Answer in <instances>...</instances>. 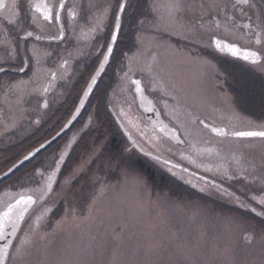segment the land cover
I'll return each mask as SVG.
<instances>
[{"label":"snow or ice","instance_id":"1","mask_svg":"<svg viewBox=\"0 0 264 264\" xmlns=\"http://www.w3.org/2000/svg\"><path fill=\"white\" fill-rule=\"evenodd\" d=\"M129 6L130 0H114V4L89 19L83 4L78 13L77 5L69 4L68 0H11L10 3L0 0L3 18L0 33L4 35L0 40V74L10 71L13 64L18 72L32 73L26 80L10 81L3 86L5 100L15 98L10 101V109L15 113L14 126L17 119L29 118L39 128L55 100L65 95L59 88L71 83L75 75L69 71L72 63L78 65L85 55L96 57L75 102L57 121L62 126L58 130L53 126L54 135L38 141V146L17 156L6 171H0V183L10 180L22 166L75 126L89 107L90 99L100 91L107 69L119 52L124 59L119 74L120 91L134 90L133 100L138 96L144 111L157 116L160 112L156 105L162 102L178 127L159 120L153 123L152 131L158 128L159 133L175 141L181 159L219 178V182L205 181L199 191H208V195L214 192L238 209L260 217V223L252 225L235 217H222L210 242L209 229L204 225L189 238L183 229L167 220L154 225L141 223L149 211L141 202L133 212L127 213L128 219L113 227V215L124 214L117 195L119 184L98 176L87 198L79 203L65 198L63 215L49 231L45 225L55 212L54 197L71 192L81 171L77 168L59 182L62 168L80 138V133H74L53 153L50 162L32 168L26 183L18 181L4 192L7 199L0 207V264H257V253L258 264H264V210L257 211L251 203L264 209V117L257 121L234 110L225 116L214 103L217 99L227 103L226 93L212 96L201 87L189 94L172 71L176 63L192 68L214 67L209 59L214 54H230L264 70V0H154L150 5L151 36L146 38L141 31L136 37L138 47L131 54L120 49ZM69 21L76 22L72 28L74 37L79 32L90 41L87 53L82 47L76 56L68 47L63 52L38 47L44 42L73 43L68 38ZM137 23L143 29L146 22L139 19ZM46 64L53 66L46 68ZM216 78L222 79L220 73H216ZM216 90L222 92L223 86L217 84ZM168 96L174 101L171 108L164 99ZM25 103L29 107H24ZM197 107L201 113L194 111ZM112 111L119 128L131 142L125 152L139 149L166 166L173 176L185 180L183 173H188L187 168L169 167L168 160L145 150L133 138L130 127L141 135L144 132L129 118L130 103L127 110L114 105ZM95 119V113H90L83 128L95 126ZM147 139L156 148V142L163 136ZM101 155L102 148L96 151L94 159ZM122 163L117 161V169ZM103 167L101 164V171ZM124 174L127 176L126 169ZM233 182L249 189L257 186L259 195L245 199L232 190ZM186 183L197 187L191 179ZM11 188L18 190L13 192ZM202 216V210L197 207L191 211L190 219L198 221ZM63 234L77 238L55 248L54 239Z\"/></svg>","mask_w":264,"mask_h":264},{"label":"rangeland","instance_id":"2","mask_svg":"<svg viewBox=\"0 0 264 264\" xmlns=\"http://www.w3.org/2000/svg\"><path fill=\"white\" fill-rule=\"evenodd\" d=\"M140 2L142 5L139 7ZM143 3L144 1L142 0H135V13L136 16H138L136 17V20L144 19L146 22L143 29H139V27L137 28L136 35H140L141 31H143V35L146 38H150L153 13L149 8L148 14V12L144 10ZM130 28L131 26H125L122 38L123 42H121L120 45L124 47L126 45L125 42H129L130 45L128 46V49H131L130 39L128 40L127 38ZM123 43L125 45H123ZM137 47L138 45L135 41L134 46H132L131 53L135 51ZM146 47H150V45H146ZM120 49L121 51L123 50L122 48ZM214 57H209V59L212 60L214 67L192 68L180 63L174 64L172 66V71L175 74V79L182 83L183 87L189 94L194 93L201 87L212 96L219 97L226 93L227 103H225L222 99H217L214 103V107L220 108L221 112L225 116L228 115L230 110H234L241 116H246L259 121L262 117H264V70L255 66L254 70L246 68L251 70L246 71L243 70L244 67L240 65L223 61L225 58L222 60L221 58H218L217 55H214ZM119 58L122 59V56L118 52L116 61ZM217 72L220 73L222 79L217 80ZM110 74L109 78H105L103 80L100 85V91L95 93L93 100L86 109L84 114V117H86L76 124L74 129L70 132L71 134H69V136L64 135L62 138L58 139L57 142L52 144L54 145V151L53 148H51V145V149L47 151L48 156L47 154H43V151L38 155V157L40 156L38 164L44 161L50 162V158L53 153L64 145L74 133H80L78 143L73 146L69 158L62 168L59 182H62L63 178L71 175L75 169L81 168V171L75 177L71 192L65 191L54 197L55 212L51 215L45 227H47L50 231L51 227L54 226L55 220L63 215V211L66 206L65 198L67 200H72L75 203H79L83 199L87 198L93 190V184L98 176L106 177L108 182L111 184H119L117 195L121 201L120 206L124 210V214L113 215V227H117L122 221L128 219L129 217L127 213L133 212L136 206L141 202L149 209L148 213L142 217L141 223L154 225L161 224L162 220H167L177 228L183 229L184 234L189 238L196 234L199 226L204 225L209 229V238L211 242V238L217 233L219 220L222 217H235L237 221H244L245 223L250 224V221H247L238 214L234 213L235 211H231L232 209L229 208L230 205L226 202V199L221 197L219 198L214 192L212 195H208V191L206 192V197L215 200L210 203V201H206L204 198L200 196L198 197L196 194L177 186L178 184L174 181L167 179L166 184H164L165 186H160L152 183L148 179L144 171L140 170L137 166V161L139 162L138 158L139 156H142V154L137 150H132L131 152L124 151L125 147L129 146V143L127 141H120L119 130L114 128L113 122L107 114V103H112L113 106L124 107L127 110V101L125 97L126 92H121L120 87L110 90V98L106 96L110 86L112 87L114 84V78H112L111 70ZM106 84L111 85L108 88ZM217 84L223 86L222 92H217ZM116 85L117 82L115 83V86ZM72 92L75 94L77 91L72 90ZM167 101L169 103V108H171L174 105V101L172 100L171 102L168 98ZM10 110V104L7 103V113H5V119L8 120V122H12L11 116L15 115V113L12 110L11 113ZM189 111H193V109L190 108ZM194 111L201 113V109L199 107L194 109ZM137 112V108L131 105V111L129 114L132 116L134 122L138 123L140 129L144 132V135H141L135 130V134L138 141L144 148H146V150L169 157L179 163H182L183 165L196 169L186 160L181 159V154L175 146V143L173 144L167 142L165 139H159L156 142L157 147L153 148L152 145L148 143L147 137L160 135L157 132L151 131V129L144 123L142 116L139 115L140 117H138L136 114ZM165 112L172 116L169 109H165ZM90 113H95L96 115L95 126H89L85 129L83 128V125L87 122V118ZM177 115H179V113H177ZM55 126L58 128L60 125L56 124ZM42 140L43 139H39V141ZM19 141L20 139L16 135L11 140V144H13V146L11 145V147L5 152H0V171H6L7 168L15 162L17 152L29 149L31 144H25L21 147ZM101 148L102 155L99 158L94 159L96 151ZM12 157L13 160L11 161L10 159ZM93 160L94 162H90ZM109 161H111V164H109ZM117 161L123 162L119 169H117L116 166ZM27 164H31V162L22 166L10 180H5L3 183H0V207H2L6 202L7 198L4 197V192L9 190V187L17 184L18 181L25 183L27 180L28 172L25 171ZM101 164L104 165L102 171ZM159 165L164 166L161 163ZM125 169L127 170V176L124 174ZM175 170L179 171L177 169ZM197 170L203 172V174H206L209 177L218 178L214 177L211 173L204 172L202 169ZM183 174L185 175L184 181L175 176L173 177L184 183H186L187 179H191L192 182H196V185H199L200 187L205 186V183L200 178L195 177L190 173ZM138 179L140 181L139 184L137 183ZM6 184L10 185L6 186ZM237 184L238 183H233L232 187H236ZM11 190L15 192L18 188H11ZM237 192L240 191L237 190ZM216 202H224L225 204L223 207H217ZM197 207L203 212V216L198 221L190 219L191 211ZM234 210L237 209L234 208ZM83 231H86V229H83ZM76 238V236L70 238L67 234L60 235L54 239L53 246L55 248H61L68 243L73 242ZM258 257L259 253H257V264Z\"/></svg>","mask_w":264,"mask_h":264},{"label":"flooded vegetation","instance_id":"3","mask_svg":"<svg viewBox=\"0 0 264 264\" xmlns=\"http://www.w3.org/2000/svg\"><path fill=\"white\" fill-rule=\"evenodd\" d=\"M142 1H144V3H143L144 4L143 5L144 10L147 11L149 14V8H150V5L153 2V0H142ZM8 2L10 3L11 0H8ZM68 3L69 4H76L78 13L80 12L79 6L81 4H83L85 13L88 15L89 19H91V17L96 15L99 10L105 8L109 4H114V0H107V1L106 0H68ZM141 5H142V3L140 2L139 7ZM134 6H135V0H130V6L128 8V14H127V17H126V20L124 23V29H125V26L126 27L131 26V28L129 29V35H127L128 40L130 39V42H131V49H132V46H134V44H135L136 37H137V35H136L137 34V28L139 27L138 23H137V21L139 19L136 20V17H138V16H136ZM2 25H3V18L0 17V26H2ZM68 25H69L68 38L70 41H73V43H70V44L61 43L58 45L56 42H53L51 44L44 42V43L39 44L38 47L41 49H45V50H47L48 48H51L52 50H59L61 52H63V49L65 47H68L69 50L73 51L74 56L77 55V50L82 47L83 51L85 53H87L90 50V48H89L90 41L88 40L87 36L82 35L79 32H77L75 37H74L73 33H72V28H74L76 26V22L69 21ZM80 26L81 27L83 26V21H80ZM124 29H123V32H124ZM86 31H87V29H85V32ZM3 39H4V35L2 33H0V40H3ZM125 44L123 43V45H125L124 47L120 46V48L123 49L122 52H128L129 54H131V49L130 48L128 49V46L130 45V43L125 42ZM22 47H23V45H22ZM0 55H2V53H0ZM219 55L228 56L225 54H219ZM228 57H230V56H228ZM228 57H226V58L228 59ZM231 58L232 57H230L229 59L231 60ZM95 60H96L95 55H85L84 57L80 58L78 65L76 63H72L69 71L75 72V75L72 77L71 83H68L66 85V87H64V88H59V91L64 92L65 95L58 97L55 100V102L52 104L51 111L48 112L47 119L41 124V126L39 128H36L34 125H32L30 123L29 118L17 119L15 126L13 125L12 122H8V120L5 119V113H7V103L10 104V101H14L15 98L9 97V100L6 101L4 91H3V86L6 85L10 81L16 82V81L21 80V79L26 80L32 75V73L31 72H27V73L18 72L15 70L16 65L13 64L11 66L10 71H8L6 74H0V152H5V151H7V149H9L11 147V145L13 146V144H11V140L16 135L20 139L19 144L21 147L25 144H31L29 149H31L33 146H38L39 139H44L45 137L50 138L52 135H54L55 133L51 131V128L57 124V121L59 120V118L64 116L66 114V112L68 111V109H70L72 104L75 102L76 94L84 86V81L87 78V71L92 69V66L95 63ZM234 60L237 61L238 63H240V62L244 63L245 66H248V67L250 66V69H252V70H254V68H255V66L251 65L249 62L244 61L241 58H234ZM122 63H124L123 57H122V59L119 58L117 61L116 60L113 61L112 64L108 67V70L106 72L107 77L105 74V78H109L111 75L110 74V70H111L112 71V78H114V84L112 87L110 86L111 84H109V85L106 84L108 86V88L110 86L109 90L106 88L108 90L107 95H106L108 98H110V94H109V93H111L110 90L113 88L119 87L118 86L119 85V74L121 72ZM16 64H19V60L16 61ZM52 66H53L52 64H46L45 65L46 68L52 67ZM247 71H250V70L247 69ZM260 72H262V71H260ZM116 82H117V85L115 86ZM41 83H43V79L41 80ZM58 87H59V85H58ZM72 90H75L77 92L75 94H73ZM125 92H126L125 97H126L127 103H130L131 105L136 107L138 111H140L138 96H136L135 100H133L134 90L125 91ZM93 98H94V96L90 99V103L93 100ZM167 98L169 100H171V102H172L171 96L164 97V99H166V100H167ZM27 99H28V97H25V100H27ZM34 103H35V101H33V104ZM105 104H106V100H105ZM105 104H104V106H105ZM107 105H108V107H107L108 113L107 114H108L110 120L113 122L114 128L116 130L117 129L119 130L120 141L121 142L127 141L129 143V147H130L131 142L128 140V135L125 133V131L123 129L119 128V122L117 121L116 116H115L114 112L112 111V108H113L112 103H107ZM157 105L162 109L163 114L166 117V119L172 125H177V127H178L177 121L173 120L172 116H170L169 113L165 112V108L163 107V103L162 102L157 103ZM24 107L27 108V107H29V105L27 103H25ZM10 112L12 113L11 110H10ZM85 112H86V110L82 113V116L75 123V126L77 123L82 121L83 118L86 117V116L84 117ZM136 114L138 115V117H140L139 112H137ZM14 116H11L12 121L15 118ZM129 118L133 120V118H132V116H130V114H129ZM133 122H134V120H133ZM60 126H62V125H60ZM74 127L70 131H68L65 134V136H69V134H71L70 132L74 129ZM58 128H57V130H58ZM179 130L182 131V129H179ZM130 131H131V134L136 139H138L136 134H135V129L130 127ZM163 139H165L167 142L173 143L167 137L163 136ZM53 146L54 145H52L51 148H53V151H54ZM17 147H18V145H17ZM51 148L49 147V148H47V150H43V154L46 155L47 151L50 150ZM134 150H136V149H133V151ZM26 151L17 152L16 156H20L22 153H26ZM47 156H48V154H47ZM10 160L12 161L13 157ZM39 161H40V156L39 157L37 156L31 162V164H27L25 171L29 173L32 170V168L39 163ZM159 164L160 163H158V165ZM170 165L172 166L173 164H170ZM170 165H168V166L170 167ZM159 166L162 167L164 170L168 171V168L166 166H161V165H159ZM177 170H179V169H177ZM197 172H198V170H197ZM200 172L201 171H199V173ZM188 173H190V172H188ZM21 174H23V173H21ZM190 174L194 175L195 177H198L193 173H190ZM217 181L219 182V180H217ZM26 182H27V180L25 181V183ZM203 182L205 183V181H203ZM233 183H237V182H233ZM192 184H196V182H192ZM239 184L240 183H238L236 187H232V190L236 191V192H237V190H239L240 192H237V194L241 195L245 199H247L251 195H259V192L257 191V186H253L251 189H249V188H244V186L242 184H240V185ZM8 185H10V184H6V186H8ZM197 188H200V186L197 185ZM241 189H243V191H241ZM226 202L229 203V205H230L229 208L232 209L231 211H235L234 213L238 214L239 216L246 219L247 221H250L251 222L250 224L258 225L260 223V217L256 216L254 213L244 212L243 210L238 209L234 204L228 202L227 200H226ZM210 203H212V202H210ZM251 203H253V206H255L257 208V211L264 210L259 205H256L254 202H251ZM223 204H225V203L223 202ZM233 207L236 208L237 210H234Z\"/></svg>","mask_w":264,"mask_h":264},{"label":"trees","instance_id":"4","mask_svg":"<svg viewBox=\"0 0 264 264\" xmlns=\"http://www.w3.org/2000/svg\"><path fill=\"white\" fill-rule=\"evenodd\" d=\"M105 79V76L103 80ZM106 93V91H105ZM257 95V94H256ZM255 96V95H254ZM257 97V96H256ZM255 99V98H254ZM108 112V111H107ZM138 168L142 171H144L145 175L148 177V179L154 183L158 184L160 186H165L166 180L174 181L176 182L181 188L185 189L186 191H189L191 193L196 194L198 197L204 198L206 201H214L213 199H209V197H206L205 194L200 193L195 188L189 186L188 184L176 179L173 177L169 172L165 171L162 167H160L155 161H153L150 157L142 155L138 158ZM217 203V202H216ZM217 207H223V204L218 202L216 204Z\"/></svg>","mask_w":264,"mask_h":264},{"label":"water","instance_id":"5","mask_svg":"<svg viewBox=\"0 0 264 264\" xmlns=\"http://www.w3.org/2000/svg\"><path fill=\"white\" fill-rule=\"evenodd\" d=\"M139 98V97H138ZM139 102H140V100H139ZM142 108V110L144 111V109H143V107H141ZM157 110L160 112V115L159 116H157L155 113H147V116H148V118L150 119V123H151V125L153 126V123L154 122H156V121H159V120H163L162 119V116H161V111H160V109L157 107ZM145 112V111H144ZM163 122L165 123V124H168L165 120H163ZM155 155V154H154ZM204 178H206V179H208L207 177H204ZM0 244H2V242H0Z\"/></svg>","mask_w":264,"mask_h":264}]
</instances>
